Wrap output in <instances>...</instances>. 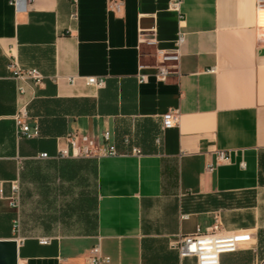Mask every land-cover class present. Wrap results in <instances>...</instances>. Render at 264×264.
<instances>
[{"label":"crops","instance_id":"0c3cea01","mask_svg":"<svg viewBox=\"0 0 264 264\" xmlns=\"http://www.w3.org/2000/svg\"><path fill=\"white\" fill-rule=\"evenodd\" d=\"M122 1L113 13L108 0H0V240L18 241V264H89L96 247L109 258L103 264H196L171 240L220 225L252 235L220 264H264V7L183 0L179 74L159 81L156 47L141 32L173 50L177 14L169 0ZM11 55L43 76L23 98L7 69ZM32 97L29 125L39 135L20 137L14 117ZM170 111L178 124L163 130ZM106 131L121 155L36 158L54 157L57 138L70 132L100 141ZM45 167L57 181L92 175L94 234L42 245L43 236L13 232L21 207L8 205L11 182L19 179L22 191Z\"/></svg>","mask_w":264,"mask_h":264},{"label":"built area","instance_id":"2783aa9c","mask_svg":"<svg viewBox=\"0 0 264 264\" xmlns=\"http://www.w3.org/2000/svg\"><path fill=\"white\" fill-rule=\"evenodd\" d=\"M183 0H169V10L176 13L179 20V32L175 41L173 50H164L157 48V41L154 37H144L141 32V41L148 45L155 46L154 53L156 63L153 66V76L159 81H166L171 76L179 74V63L181 59L180 49L185 41V35L182 29L185 26V17L181 5ZM19 6L22 0H14ZM123 6L122 0H108V10L113 13H119ZM258 7H264V0H258ZM7 69L11 78L16 82L17 93L20 98L25 97L29 91L33 90L43 82V76L36 69L23 68L18 59L11 55L8 59ZM146 66L141 65V69ZM148 78L146 74L139 75V81L145 82ZM87 84L102 88L105 81L97 77H88ZM34 97V96H33ZM31 99H24L20 102L17 113L14 117L17 134L20 137L33 138L39 135V128L32 130L29 125L31 119L30 105ZM178 112L170 111L163 117V130L175 127L178 124ZM111 133L106 131L101 135L100 141L90 135H82L79 132H70L64 137L57 138V153L51 157L48 153H41L36 158L39 160L48 159H99L102 157H112L121 155L119 149L114 143H111ZM159 138L157 142L159 143ZM124 143H128V139H124ZM133 152H137L133 149ZM227 159L224 152L218 155V161L223 162ZM11 193L6 200L11 209L19 211L21 207V186L19 179L11 182ZM20 221L16 219L13 225V232L18 234L20 230ZM252 235L247 232L227 233L222 230L220 225H215L210 231L202 232L200 230L193 234L179 236L175 240H171L170 245L178 251L181 259H195L196 264H220L221 256L227 253H235L243 243L250 242ZM52 239L41 238L39 242L42 245L50 244ZM96 247L92 250L89 258V264L108 263L109 258H103L98 253Z\"/></svg>","mask_w":264,"mask_h":264},{"label":"rangeland","instance_id":"374dc122","mask_svg":"<svg viewBox=\"0 0 264 264\" xmlns=\"http://www.w3.org/2000/svg\"><path fill=\"white\" fill-rule=\"evenodd\" d=\"M44 169L43 176L36 181L29 176L22 187L19 236L62 239L94 234L95 183L92 175L63 182L56 180L52 168Z\"/></svg>","mask_w":264,"mask_h":264},{"label":"water","instance_id":"95a60500","mask_svg":"<svg viewBox=\"0 0 264 264\" xmlns=\"http://www.w3.org/2000/svg\"><path fill=\"white\" fill-rule=\"evenodd\" d=\"M0 264H18V241L0 240Z\"/></svg>","mask_w":264,"mask_h":264}]
</instances>
